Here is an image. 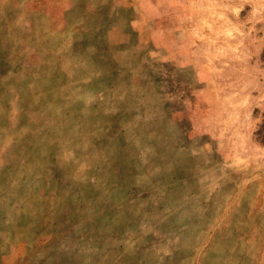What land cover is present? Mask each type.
I'll return each instance as SVG.
<instances>
[{
    "label": "rangeland",
    "instance_id": "obj_1",
    "mask_svg": "<svg viewBox=\"0 0 264 264\" xmlns=\"http://www.w3.org/2000/svg\"><path fill=\"white\" fill-rule=\"evenodd\" d=\"M0 264H264V0H0Z\"/></svg>",
    "mask_w": 264,
    "mask_h": 264
}]
</instances>
